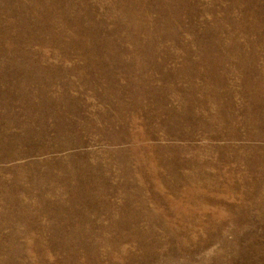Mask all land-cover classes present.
I'll return each mask as SVG.
<instances>
[{
    "label": "rangeland",
    "instance_id": "1",
    "mask_svg": "<svg viewBox=\"0 0 264 264\" xmlns=\"http://www.w3.org/2000/svg\"><path fill=\"white\" fill-rule=\"evenodd\" d=\"M0 264H264V0H0Z\"/></svg>",
    "mask_w": 264,
    "mask_h": 264
}]
</instances>
